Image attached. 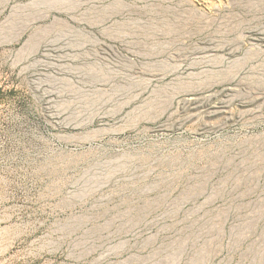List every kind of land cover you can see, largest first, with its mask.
Segmentation results:
<instances>
[{
	"label": "rangeland",
	"instance_id": "374dc122",
	"mask_svg": "<svg viewBox=\"0 0 264 264\" xmlns=\"http://www.w3.org/2000/svg\"><path fill=\"white\" fill-rule=\"evenodd\" d=\"M0 264H264V0H0Z\"/></svg>",
	"mask_w": 264,
	"mask_h": 264
}]
</instances>
